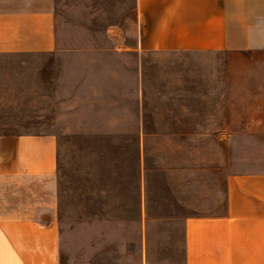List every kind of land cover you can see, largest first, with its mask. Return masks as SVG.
I'll return each instance as SVG.
<instances>
[{
  "label": "crops",
  "instance_id": "crops-1",
  "mask_svg": "<svg viewBox=\"0 0 264 264\" xmlns=\"http://www.w3.org/2000/svg\"><path fill=\"white\" fill-rule=\"evenodd\" d=\"M250 51H264V0H0V264H264V170L229 167L215 207L184 215L183 255L154 259L140 141L152 103L170 106L160 136L264 137V65L226 57ZM148 53L205 59L151 102ZM73 135L136 137L137 158L78 166L70 199L59 138Z\"/></svg>",
  "mask_w": 264,
  "mask_h": 264
},
{
  "label": "rangeland",
  "instance_id": "rangeland-1",
  "mask_svg": "<svg viewBox=\"0 0 264 264\" xmlns=\"http://www.w3.org/2000/svg\"><path fill=\"white\" fill-rule=\"evenodd\" d=\"M226 57L230 58L232 64L240 66L264 65V51L231 53ZM145 59L149 64L151 84L155 86V89L153 87L151 89V102L154 100L158 102L160 82H173L177 76L175 71L178 67L192 64L196 59L205 58L194 53H148ZM152 104L151 113L147 114L150 119L147 121V126L151 134L141 137L140 141L151 167L149 172L151 242L156 246L154 247L155 253H153L154 259L159 261L163 259V256H174L175 253L177 257L180 256L183 250L181 246L184 215L207 211L215 207L217 196L215 181L222 176L223 172H226L228 167L232 173L264 170V137L160 136L159 128L162 125L166 126V122L160 120L159 109H166L170 106ZM125 107L119 106L118 124L125 129L126 133H130L136 129V120H134L136 115L122 112ZM128 107L134 108L131 105ZM102 108L110 109L107 105ZM98 117L101 120L98 123L104 124V120L111 117V112L100 113ZM116 117L113 116V123H116ZM69 122L75 125L72 129L76 134L82 132L76 126L77 120L71 119ZM59 140L61 188L67 191V194L70 193V199L77 200L78 166L86 165L87 162L93 164L101 163V161H128L137 158L136 153L134 154L137 138L133 136L73 135L60 137ZM108 166L116 172L112 163ZM112 187V199L114 200L116 198L115 186ZM128 195L131 196L130 188ZM171 215L178 217L174 218ZM158 243L159 246L161 243L164 247L163 250H158Z\"/></svg>",
  "mask_w": 264,
  "mask_h": 264
}]
</instances>
